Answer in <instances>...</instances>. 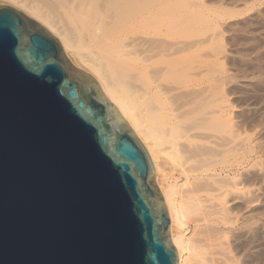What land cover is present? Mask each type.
Instances as JSON below:
<instances>
[{
    "label": "water",
    "instance_id": "95a60500",
    "mask_svg": "<svg viewBox=\"0 0 264 264\" xmlns=\"http://www.w3.org/2000/svg\"><path fill=\"white\" fill-rule=\"evenodd\" d=\"M170 227L151 157L98 80L0 6V264H179Z\"/></svg>",
    "mask_w": 264,
    "mask_h": 264
},
{
    "label": "bare ground",
    "instance_id": "6f19581e",
    "mask_svg": "<svg viewBox=\"0 0 264 264\" xmlns=\"http://www.w3.org/2000/svg\"><path fill=\"white\" fill-rule=\"evenodd\" d=\"M0 2L25 10L57 37L70 62L98 80L146 144L179 264L249 263L241 246L249 214L234 211L231 203L254 208L260 196L252 188L248 198L246 180L242 187L252 149L249 143L247 152L248 136L231 116L228 77L226 82L216 67L218 11L196 0ZM168 162L177 166L176 178L166 174ZM186 214L193 222L190 238L184 231ZM255 215L251 212V220L261 221Z\"/></svg>",
    "mask_w": 264,
    "mask_h": 264
},
{
    "label": "rangeland",
    "instance_id": "374dc122",
    "mask_svg": "<svg viewBox=\"0 0 264 264\" xmlns=\"http://www.w3.org/2000/svg\"><path fill=\"white\" fill-rule=\"evenodd\" d=\"M197 2L198 4L200 3L199 5L201 7L205 6V9L209 8L210 11L213 10L216 14V11H218V17L222 18H219V32L221 33V38L214 44L215 50L220 54L219 59H223L224 62L222 61L223 63H221V61L219 60L218 63L220 62L221 64H217L216 67L218 72L220 70L223 71L220 72L224 73L225 81L228 79V82L226 81L228 86L227 94L229 102L232 106L231 108H233L231 109V114L233 113L231 116L235 120V125L237 122V125L240 128L242 127V132H245L243 133L244 136L245 134L246 137L248 136L249 141L247 143V152L250 147L252 150H254L252 151L250 149L253 153L250 154L249 152L251 151H249L248 154H246V156L249 158L245 160L246 166L247 168L250 165L251 166L247 171L244 172L247 179L244 177V175L242 177V179H244L242 180V182L246 180L245 183L247 186L245 185L244 187L245 183L243 182L242 187H244L245 193L249 189L253 190L258 188V193L260 196V200L258 202L259 205L255 206L254 208H247V205L244 203H237L238 205L235 203L237 206L234 203H231V208L234 211L236 210V212L239 211L238 209H240V211L242 210V212L238 213H240L241 215H244L246 213V216L247 213L250 215L251 212H253L254 215L256 214L255 217L258 220H261L256 221L255 218V220H251L253 218L251 216L249 217L248 215L245 225H247L248 221L250 224L248 223L249 225L245 226V228H249L247 229V233L249 235L250 232L251 239L247 235V239H243L242 242L244 243L243 245L241 243V246L245 250H248V256L250 255L249 259L246 255V261L249 262L246 264H254V262H256L255 264H257V262L259 264H264V230L262 231V229L264 228V0H196V3ZM0 6L14 7L27 14L25 10H22L14 4L0 2ZM219 13L222 15L220 16ZM221 48L223 49L221 50ZM218 65L221 69H219ZM222 73L218 74L222 75ZM226 77L228 78L226 79ZM138 139L146 147L148 154L151 157L146 144L142 141L141 138L138 137ZM165 167L167 170L166 174L170 178H176V176H178V173L175 170L177 166L168 162ZM248 171L250 172V174ZM254 182L255 184H253ZM252 184L254 185V187ZM157 185L158 184H156V186ZM182 188H185V186H182ZM254 191L255 190H253V192ZM253 192H247L248 194L250 193L249 195L246 193L249 199V196H251L252 198ZM245 205L246 211L245 208H242ZM239 207H241L242 209ZM251 209H253L254 211H252ZM257 222H259L258 224L260 228L259 226L255 225V223ZM253 225H255V227H253ZM251 227L253 231H250ZM184 231L187 238H190L194 231L193 222L189 214H186ZM247 240L249 242H247ZM252 240H254L255 243L252 242Z\"/></svg>",
    "mask_w": 264,
    "mask_h": 264
},
{
    "label": "snow or ice",
    "instance_id": "6c2138e0",
    "mask_svg": "<svg viewBox=\"0 0 264 264\" xmlns=\"http://www.w3.org/2000/svg\"><path fill=\"white\" fill-rule=\"evenodd\" d=\"M35 43H36L37 45H39L41 42L39 41V39H37V40L35 41Z\"/></svg>",
    "mask_w": 264,
    "mask_h": 264
}]
</instances>
